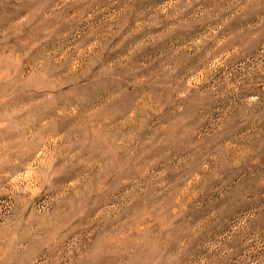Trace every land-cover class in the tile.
I'll use <instances>...</instances> for the list:
<instances>
[{"label": "rangeland", "instance_id": "rangeland-1", "mask_svg": "<svg viewBox=\"0 0 264 264\" xmlns=\"http://www.w3.org/2000/svg\"><path fill=\"white\" fill-rule=\"evenodd\" d=\"M0 264H264V0H0Z\"/></svg>", "mask_w": 264, "mask_h": 264}]
</instances>
